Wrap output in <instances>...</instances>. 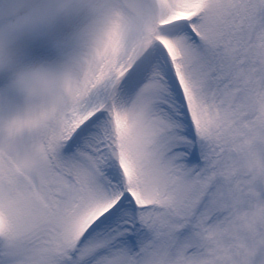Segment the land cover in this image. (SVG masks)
I'll use <instances>...</instances> for the list:
<instances>
[{
  "label": "snow or ice",
  "instance_id": "6c2138e0",
  "mask_svg": "<svg viewBox=\"0 0 264 264\" xmlns=\"http://www.w3.org/2000/svg\"><path fill=\"white\" fill-rule=\"evenodd\" d=\"M82 6L0 109V264H264V0Z\"/></svg>",
  "mask_w": 264,
  "mask_h": 264
},
{
  "label": "clouds",
  "instance_id": "9594fccd",
  "mask_svg": "<svg viewBox=\"0 0 264 264\" xmlns=\"http://www.w3.org/2000/svg\"><path fill=\"white\" fill-rule=\"evenodd\" d=\"M85 0H34L14 16H0V73H9L13 87L23 96L21 81L32 73L59 70L80 52L87 39L92 10L82 5ZM69 22L70 29L52 41L54 51L64 58L56 68L41 65H19L9 48L12 41L24 36L51 31L59 22Z\"/></svg>",
  "mask_w": 264,
  "mask_h": 264
},
{
  "label": "rangeland",
  "instance_id": "374dc122",
  "mask_svg": "<svg viewBox=\"0 0 264 264\" xmlns=\"http://www.w3.org/2000/svg\"><path fill=\"white\" fill-rule=\"evenodd\" d=\"M3 0H0L2 3ZM26 7H31L34 0H21ZM71 27L69 22H59L53 30L35 35H24L9 45L19 65H41L49 68L60 66L64 58L52 47V41L66 33ZM23 103V96L13 87L9 73H0V109L14 107Z\"/></svg>",
  "mask_w": 264,
  "mask_h": 264
}]
</instances>
